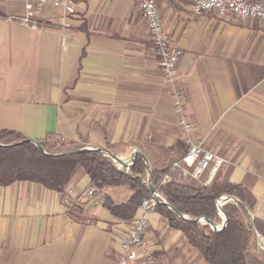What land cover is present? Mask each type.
I'll use <instances>...</instances> for the list:
<instances>
[{"label": "crops", "instance_id": "0c3cea01", "mask_svg": "<svg viewBox=\"0 0 264 264\" xmlns=\"http://www.w3.org/2000/svg\"><path fill=\"white\" fill-rule=\"evenodd\" d=\"M74 2L69 28L48 17L45 29L32 31L8 20L23 0H0V131L31 141L55 136L124 163L140 154L147 180L165 169L181 184H238L253 198L249 248H264V21L211 11L194 17L189 0L158 2L169 43L182 51L175 80L193 135L225 160L193 176L172 168L187 147L136 6ZM90 187L81 169L64 193L29 181L0 185V264H117L131 220L82 198ZM68 189L79 198L66 210ZM98 191L115 205L131 194L125 185ZM147 219L153 264H206L159 213L150 210Z\"/></svg>", "mask_w": 264, "mask_h": 264}, {"label": "trees", "instance_id": "16d2710c", "mask_svg": "<svg viewBox=\"0 0 264 264\" xmlns=\"http://www.w3.org/2000/svg\"><path fill=\"white\" fill-rule=\"evenodd\" d=\"M51 137L48 135L34 141V144L18 133L0 131V185L29 181L48 190L64 193L72 177L81 169L91 187L97 190L107 186L128 187L131 194L125 203L115 205L105 197L103 206L112 216L123 221L131 220L140 202L150 196L144 179L146 164L143 156L134 154L128 169L120 170L98 149L68 154L66 152L82 148L68 143L70 149L67 151L51 152L48 143ZM165 174V169L149 172L151 188L156 189L167 204L155 203L152 210L159 213L169 227L179 230L206 264H264V256L256 255L249 248L253 232L251 225L245 221L242 206L250 209L253 198L246 189L238 184L217 181L206 186L181 184L171 179L161 183ZM220 196L235 197L241 205H222L225 224L215 231L210 224L220 222L215 204ZM199 218L206 221L201 223L197 220ZM252 222L256 224L255 220Z\"/></svg>", "mask_w": 264, "mask_h": 264}, {"label": "built area", "instance_id": "2783aa9c", "mask_svg": "<svg viewBox=\"0 0 264 264\" xmlns=\"http://www.w3.org/2000/svg\"><path fill=\"white\" fill-rule=\"evenodd\" d=\"M108 1V0H103ZM117 1V0H115ZM141 14L144 21L146 37L157 59L158 70L164 80L171 86V102L176 115V123L183 133L184 143L187 147L185 154L172 168L183 166L191 169L196 176L206 170L214 171L225 160L206 150L202 141L193 135V126L185 112L183 93L175 80V68L182 51L170 45L168 35L162 28V22L158 12L160 0H131ZM214 12L218 16L232 15L241 20L264 21V0H189V12L191 16H201L206 12ZM76 9L73 0H23L22 12L8 17V20L16 22L19 26L32 31L46 28V18L59 15L63 21L62 26L69 28L66 18L75 16ZM127 165L131 161L125 162ZM120 166V165H119ZM118 169L120 167H117ZM127 170L126 168H122ZM168 179L167 174L161 178V183ZM146 185L149 180L145 179ZM93 206H103L105 203L102 194L93 187L83 191L80 195ZM67 199L64 201L66 210L73 207L79 196L73 191H66ZM221 206L226 200L224 196L216 200ZM155 203H165L160 193L153 189L148 198L143 199L138 205L136 214L125 231L120 244L117 264H153L156 255L152 242L146 238L148 230V211L153 209Z\"/></svg>", "mask_w": 264, "mask_h": 264}, {"label": "rangeland", "instance_id": "374dc122", "mask_svg": "<svg viewBox=\"0 0 264 264\" xmlns=\"http://www.w3.org/2000/svg\"><path fill=\"white\" fill-rule=\"evenodd\" d=\"M74 1V0H73ZM75 3V2H74ZM47 19L48 18H46V23H47ZM52 21L53 22H59V21H61V20H63L60 16L58 17V15H55V16H53L52 18ZM48 143H49V145H50V151L51 152H61V151H67L68 149H70L69 148V146L67 145L68 143H66V142H64L63 140H61V139H59L58 137H55V136H52L50 139H48ZM76 145H78V144H76ZM79 146V145H78ZM83 148V147H82ZM114 164L116 165V167H120L119 169L120 170H123L122 168L123 167H121V166H119L116 162H114ZM94 188V187H93ZM97 190V189H96ZM227 203H235L234 201H232V200H227L226 202H224L222 205H224V204H227ZM221 205V206H222ZM245 207V206H244ZM246 208V207H245ZM246 210H247V212H245L244 210V213H245V221L247 222V223H249L250 225H251V217H250V215H249V213H248V209L246 208ZM201 223H203V221H200ZM220 225V222L219 223H217L215 226H219ZM251 229H252V225H251ZM252 231H253V229H252ZM254 235V234H253ZM262 244V243H261ZM263 245H261V248H259V249H257V251L256 252H253V253H255L256 255H258V256H264V248L262 247Z\"/></svg>", "mask_w": 264, "mask_h": 264}, {"label": "water", "instance_id": "95a60500", "mask_svg": "<svg viewBox=\"0 0 264 264\" xmlns=\"http://www.w3.org/2000/svg\"><path fill=\"white\" fill-rule=\"evenodd\" d=\"M26 141H30V142H32V143L35 144V142H34V141H31V140H26ZM19 143H20V142H19ZM94 149H95V148H80V149L73 150V151H69V152H66V153H68V154H78V153H81V152H84V151L94 150ZM98 150H101L102 152H104V154H105L106 156H108L113 162H116V163H117L118 165H120L121 167H123V168H126L127 166L129 167V165H127L126 163L122 162V160H121L120 158H118L117 156L113 155L112 153H110V152H108V151H106V150H103V149H98ZM147 186H148L149 191H150V193H151V192L153 191V189L151 188L149 182L147 183ZM224 199H225L226 201H227V200H232V201H234L235 203L241 205V203H240L235 197L224 196ZM163 204L167 206L166 203H163ZM215 204H216L218 210L221 212L223 219H222V222H221V226H220V227H217V226L212 225V224H210V226H211L215 231H219V230L224 226L226 217H225V214L223 213V211L221 210V206L218 204V202L215 201ZM242 209H243L245 212H247V210H246V208H245L244 206H242ZM178 215L181 216L180 214H178ZM197 220H198V221H206L204 218H199V219H197Z\"/></svg>", "mask_w": 264, "mask_h": 264}]
</instances>
